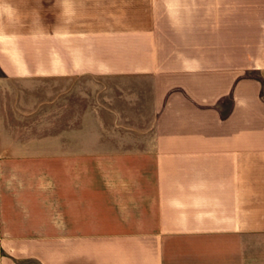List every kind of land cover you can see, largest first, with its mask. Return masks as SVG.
Instances as JSON below:
<instances>
[{
	"label": "crops",
	"instance_id": "0c3cea01",
	"mask_svg": "<svg viewBox=\"0 0 264 264\" xmlns=\"http://www.w3.org/2000/svg\"><path fill=\"white\" fill-rule=\"evenodd\" d=\"M1 221L0 264H264V0H0Z\"/></svg>",
	"mask_w": 264,
	"mask_h": 264
},
{
	"label": "rangeland",
	"instance_id": "374dc122",
	"mask_svg": "<svg viewBox=\"0 0 264 264\" xmlns=\"http://www.w3.org/2000/svg\"><path fill=\"white\" fill-rule=\"evenodd\" d=\"M97 91L100 93L96 94L95 92ZM106 91L111 92V87L89 88L90 141L92 144V156L94 160L100 158L101 153H106L104 149L100 150L103 146L117 141H125L126 139H130L131 135L128 131L131 125L130 122L133 118L129 116V111L127 109L122 113L125 117H114L112 111L107 110L108 107L114 106L113 101H105L102 96L105 94V96L110 95V97H112L113 94H106ZM117 106L119 107L120 103H117ZM95 170L99 171V168L94 169V171ZM98 171H95V175L100 172ZM8 224L9 222L7 221H1L0 227L5 228ZM19 225L23 226V221H21Z\"/></svg>",
	"mask_w": 264,
	"mask_h": 264
}]
</instances>
